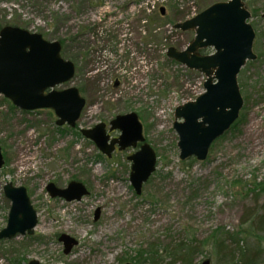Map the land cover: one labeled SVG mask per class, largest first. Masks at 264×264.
<instances>
[{
    "label": "rangeland",
    "instance_id": "rangeland-1",
    "mask_svg": "<svg viewBox=\"0 0 264 264\" xmlns=\"http://www.w3.org/2000/svg\"><path fill=\"white\" fill-rule=\"evenodd\" d=\"M216 1L223 0H0V27L16 25L63 41L61 56L75 73L57 88L77 87L85 99L70 127L56 125L52 109L23 110L0 94V229L10 206L3 193L7 182L24 186L37 212L32 235L0 240V264H138L148 243L187 239L206 242L191 264H230L240 250L264 264V234L258 240L245 234L247 224L241 226L244 212L260 210L264 202L263 193L250 191L264 181V0L246 1L257 58L237 77L239 122L211 143L204 161L178 158L174 108L201 93L205 77L163 58L166 46L182 49L194 32L172 30L159 20V8L176 22ZM155 29L161 42L150 37ZM128 112L138 115L157 155L140 194L130 184L127 159L137 147L107 157L80 132L100 122L107 130L115 115ZM108 134L117 137L119 130ZM71 180L88 193L71 201L50 197L49 182L65 188ZM239 231L243 237L232 240ZM61 234L78 242L68 254Z\"/></svg>",
    "mask_w": 264,
    "mask_h": 264
},
{
    "label": "water",
    "instance_id": "water-1",
    "mask_svg": "<svg viewBox=\"0 0 264 264\" xmlns=\"http://www.w3.org/2000/svg\"><path fill=\"white\" fill-rule=\"evenodd\" d=\"M164 13V8H160ZM251 14L246 0H224L185 19L173 27L181 31H193L194 36L184 49L167 48L169 59L195 70L205 76L203 92L195 99L174 108L173 129L178 139V158L183 161L194 157L204 161L211 143L223 135L237 119L243 98L237 75L249 60H255L252 45L255 32L247 22ZM264 18V12L261 14ZM202 48L213 52L201 54ZM59 41H48L41 34L27 29L4 25L0 29V94L14 106L23 110L52 109L56 125L73 127L80 116L85 99L77 87L56 88L74 76V64L64 59ZM119 130V135L110 138L106 124L100 122L92 128L81 129L86 138L110 157L116 149L138 148L127 156L130 160L129 181L136 194L141 193L145 183L156 168L157 156L152 146L145 141L142 124L135 112L118 114L109 122L108 130ZM4 160L0 149V167ZM50 197L66 201L80 200L88 193L79 181L71 180L65 188L52 182L46 185ZM3 193L10 200L6 225L0 229V240L17 234L31 235L37 224V212L33 208L24 186L11 182L3 185ZM99 215L95 211L94 219ZM63 253L68 254L78 242L61 234ZM28 264H41L30 259ZM124 264H131L126 262ZM201 264H210L205 259Z\"/></svg>",
    "mask_w": 264,
    "mask_h": 264
},
{
    "label": "trees",
    "instance_id": "trees-1",
    "mask_svg": "<svg viewBox=\"0 0 264 264\" xmlns=\"http://www.w3.org/2000/svg\"><path fill=\"white\" fill-rule=\"evenodd\" d=\"M255 13V11H254ZM165 21V23H174L166 16H159V20ZM158 30H154L153 34L150 33V37H157L160 42L162 40L161 33ZM63 45V41H60ZM167 45V44H166ZM204 50H201L203 52ZM168 63H175L173 60L168 58H164ZM245 82H242V85ZM242 115V114H241ZM240 119H237L232 127H234ZM256 196L260 194H264V181L255 183L250 190ZM261 209L263 210L261 212ZM260 210H248L244 212L241 219V226L247 224V228H245V234L252 235L256 237L258 240L263 239L261 236L264 234V202L262 204ZM244 231H239L237 234L232 235L231 238L234 241H238L243 237L242 234ZM264 236V235H263ZM223 240L219 241V244L222 243ZM206 245L205 241H195L193 239H187L184 242H179L175 245L168 244L161 246L158 243L150 242L146 245V248L141 249L138 252V256L136 258L137 263L139 264L141 260L149 261L152 264H173L175 262H180L181 264H191L194 260V257L201 252L203 247ZM254 255L246 252L245 250H240V256L234 260L232 257L230 264H257L256 260L253 259ZM20 259V257H17Z\"/></svg>",
    "mask_w": 264,
    "mask_h": 264
},
{
    "label": "flooded vegetation",
    "instance_id": "flooded-vegetation-1",
    "mask_svg": "<svg viewBox=\"0 0 264 264\" xmlns=\"http://www.w3.org/2000/svg\"><path fill=\"white\" fill-rule=\"evenodd\" d=\"M117 83V82H116Z\"/></svg>",
    "mask_w": 264,
    "mask_h": 264
}]
</instances>
